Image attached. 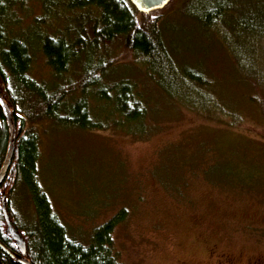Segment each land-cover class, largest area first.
I'll return each mask as SVG.
<instances>
[{"label":"rangeland","instance_id":"374dc122","mask_svg":"<svg viewBox=\"0 0 264 264\" xmlns=\"http://www.w3.org/2000/svg\"><path fill=\"white\" fill-rule=\"evenodd\" d=\"M186 1L166 8L163 37L178 65L204 70L218 107L189 109L167 98L136 64L115 67L106 82L125 75L145 94L139 130L92 131L36 120L35 171L15 176L12 161L7 172V180L16 179L11 206L20 225L31 228L37 221L28 184L36 183L67 235L82 244L97 226L118 217L114 248L123 264H264V93L236 69L218 31L187 17L183 9L195 0ZM18 14L15 31L33 40L27 75L45 83L78 77L76 63L58 78L35 42L45 32L74 30V13L45 15L33 0ZM99 50L114 56L123 46L112 42ZM23 93L37 98L29 88ZM220 108L233 115H221Z\"/></svg>","mask_w":264,"mask_h":264},{"label":"trees","instance_id":"16d2710c","mask_svg":"<svg viewBox=\"0 0 264 264\" xmlns=\"http://www.w3.org/2000/svg\"><path fill=\"white\" fill-rule=\"evenodd\" d=\"M32 1L0 0V92L11 106L18 126L11 171L15 176L22 171L30 175L35 171L40 142L33 124L40 118L92 131L110 127L139 130L147 102L138 81L125 75L110 82L105 80L119 65L136 64L167 98L189 109L202 113L218 107L213 101L217 97L212 81L204 70L178 65L163 37L164 12L174 0L150 12L138 10L131 0H37L45 15L51 11L62 14L64 9L74 13L78 23L74 30L45 32L35 41L58 78L80 64L78 77L51 83L27 75L33 63V40L13 27L20 22L18 11ZM185 4H189L188 0ZM183 10L203 29L223 33L217 35L236 69L245 81L254 88H262L261 94L264 93V0H195L194 5ZM12 15L17 17L12 19ZM112 42H121L120 54L99 53L100 44ZM25 88L33 90L37 98L26 96ZM217 112L233 115L221 108ZM0 128L1 167L9 137L1 106ZM15 180L11 177L0 186V238L8 247L18 250L6 233L3 197L13 225L26 241V257L31 264H123L114 248L113 231L118 217L97 226L90 242L82 244L67 235L38 185L28 183L34 191L37 221L34 227H23L11 206ZM0 264L19 263L0 248Z\"/></svg>","mask_w":264,"mask_h":264},{"label":"water","instance_id":"95a60500","mask_svg":"<svg viewBox=\"0 0 264 264\" xmlns=\"http://www.w3.org/2000/svg\"><path fill=\"white\" fill-rule=\"evenodd\" d=\"M131 2L137 7L138 10L142 12H150L165 7L170 0H131ZM0 106L4 112L5 120L8 125L9 137L6 154L4 156L1 168H0V186L7 178V172L11 169L12 161L15 154L16 139H17V124L15 117L13 115L11 106L7 103L2 93L0 92ZM2 210L6 223V233L10 236L16 243L17 251L8 247L0 238V248L7 253L14 262L19 264H31L29 259L26 257L27 246L26 241L18 231V229L13 225L8 211L6 209L5 197H3Z\"/></svg>","mask_w":264,"mask_h":264},{"label":"flooded vegetation","instance_id":"af4514ba","mask_svg":"<svg viewBox=\"0 0 264 264\" xmlns=\"http://www.w3.org/2000/svg\"><path fill=\"white\" fill-rule=\"evenodd\" d=\"M2 126H3V125H2ZM0 129H1V128H0ZM5 154H6V151H5ZM2 162H3V161H2ZM2 162H1V163H2ZM1 165H2V164H1ZM0 168H1V167H0ZM12 170H13V169H12ZM7 178H8V175H7ZM7 178H6V179H7ZM6 179H5V180H6ZM4 182H5V181H4Z\"/></svg>","mask_w":264,"mask_h":264}]
</instances>
